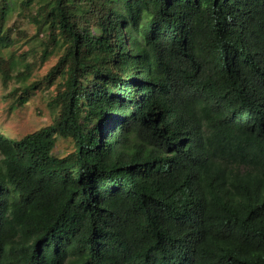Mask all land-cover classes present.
<instances>
[{
  "label": "trees",
  "instance_id": "1",
  "mask_svg": "<svg viewBox=\"0 0 264 264\" xmlns=\"http://www.w3.org/2000/svg\"><path fill=\"white\" fill-rule=\"evenodd\" d=\"M29 16L58 57L14 102L54 86V116L0 132V264H264V0H38Z\"/></svg>",
  "mask_w": 264,
  "mask_h": 264
},
{
  "label": "rangeland",
  "instance_id": "2",
  "mask_svg": "<svg viewBox=\"0 0 264 264\" xmlns=\"http://www.w3.org/2000/svg\"><path fill=\"white\" fill-rule=\"evenodd\" d=\"M21 1L10 0L12 9L7 17V26L14 27L13 43L3 50L5 57H12L16 61L12 68V77L5 83L0 74V132H7L15 138L52 121L54 109L50 106V99L56 91L54 86L35 90L23 105L14 102V95L15 89L19 92L23 85L44 75L58 57L56 48L44 53L43 38L47 34H38L36 23L29 16L31 11H36L38 0L28 5L29 11L23 10ZM27 63L30 65L29 70L25 68ZM72 148L70 140L58 138L55 153L62 155Z\"/></svg>",
  "mask_w": 264,
  "mask_h": 264
}]
</instances>
